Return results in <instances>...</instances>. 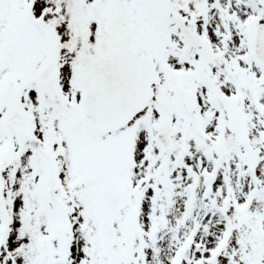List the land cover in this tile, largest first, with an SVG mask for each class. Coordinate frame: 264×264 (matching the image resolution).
<instances>
[{"label":"snow or ice","instance_id":"6c2138e0","mask_svg":"<svg viewBox=\"0 0 264 264\" xmlns=\"http://www.w3.org/2000/svg\"><path fill=\"white\" fill-rule=\"evenodd\" d=\"M0 264H264V0H0Z\"/></svg>","mask_w":264,"mask_h":264}]
</instances>
